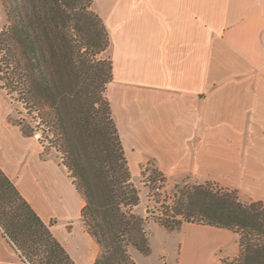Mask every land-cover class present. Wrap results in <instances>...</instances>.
Returning <instances> with one entry per match:
<instances>
[{
	"label": "crops",
	"instance_id": "obj_1",
	"mask_svg": "<svg viewBox=\"0 0 264 264\" xmlns=\"http://www.w3.org/2000/svg\"><path fill=\"white\" fill-rule=\"evenodd\" d=\"M109 37L106 96L131 173L153 168L264 207V0H92ZM0 90V169L75 264L98 246L66 168L11 122ZM175 264H221L228 231L185 224ZM0 264H26L0 230Z\"/></svg>",
	"mask_w": 264,
	"mask_h": 264
},
{
	"label": "trees",
	"instance_id": "obj_2",
	"mask_svg": "<svg viewBox=\"0 0 264 264\" xmlns=\"http://www.w3.org/2000/svg\"><path fill=\"white\" fill-rule=\"evenodd\" d=\"M0 3L6 18L0 90L17 116L11 122L25 136L39 134L45 151L61 155L85 202L80 221L99 249L93 264H135L133 254H149L148 235L133 211L138 193L106 96L112 79L109 37L92 0ZM177 206L156 223L174 230L183 220L228 231L239 246L230 264H264L260 202L199 185ZM0 230L26 264H75L1 169Z\"/></svg>",
	"mask_w": 264,
	"mask_h": 264
},
{
	"label": "rangeland",
	"instance_id": "obj_3",
	"mask_svg": "<svg viewBox=\"0 0 264 264\" xmlns=\"http://www.w3.org/2000/svg\"><path fill=\"white\" fill-rule=\"evenodd\" d=\"M6 24L5 11L0 3V29ZM4 94L5 92L2 91ZM17 116L14 115L13 119ZM37 135V134H35ZM39 135V134H38ZM49 153L55 155L59 160L60 154L55 153V150L49 148ZM161 179V189L159 192L155 191L157 180ZM133 184L137 190L139 205L134 208L136 215L144 219V229L148 235L149 254L143 256L140 254H133L135 264H175L177 244L179 240V230L185 224H189L182 220L181 217L177 219L182 220L180 229L167 230L156 223L157 218L167 219V215H173L177 210V205L185 194L192 191L193 188L199 186L191 181L189 178H179L175 181L165 179L159 174L153 165H147L141 168L140 175L132 176ZM205 188H210L213 191H218L220 187L216 184L206 183L201 184ZM241 200V199H240ZM242 201V200H241ZM244 202V201H242ZM192 222H196L193 218ZM196 224V223H190ZM199 225V224H197ZM239 255V246L237 237L235 236V243L227 250L220 254L223 264H230Z\"/></svg>",
	"mask_w": 264,
	"mask_h": 264
},
{
	"label": "built area",
	"instance_id": "obj_4",
	"mask_svg": "<svg viewBox=\"0 0 264 264\" xmlns=\"http://www.w3.org/2000/svg\"><path fill=\"white\" fill-rule=\"evenodd\" d=\"M36 136L39 137L38 134ZM156 182H157V184H156V187H155V191L159 192L160 189H161L160 185H161L162 181H161V179H158Z\"/></svg>",
	"mask_w": 264,
	"mask_h": 264
}]
</instances>
